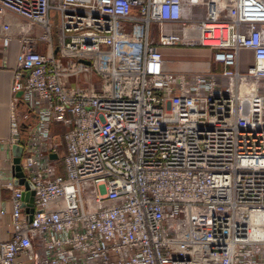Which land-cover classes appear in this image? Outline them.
Wrapping results in <instances>:
<instances>
[{
	"label": "built area",
	"instance_id": "obj_1",
	"mask_svg": "<svg viewBox=\"0 0 264 264\" xmlns=\"http://www.w3.org/2000/svg\"><path fill=\"white\" fill-rule=\"evenodd\" d=\"M13 16L33 194L4 182L0 264H264V0H0L3 47ZM173 45L222 68L171 70Z\"/></svg>",
	"mask_w": 264,
	"mask_h": 264
},
{
	"label": "crops",
	"instance_id": "obj_2",
	"mask_svg": "<svg viewBox=\"0 0 264 264\" xmlns=\"http://www.w3.org/2000/svg\"><path fill=\"white\" fill-rule=\"evenodd\" d=\"M9 19V14L7 15ZM22 23L23 20L13 16L11 17L12 31L11 39L6 47H3L0 42V240L7 239L9 237L8 223L10 220V189L4 185V182L9 179L12 173V148L8 144L7 138L10 136V108L12 95L10 90V84L12 79L13 69L16 64V58L18 53V26L16 23ZM36 28H33V32H36ZM166 46L163 47V50ZM38 51H45L44 44H39ZM172 52L175 54L166 64V67L171 70H184L197 68L201 63L209 64V67L213 71H218L222 68V64L211 60L210 50L203 46H187L186 49L172 48ZM162 52V51H161ZM241 52H250L247 49H241ZM181 54H191L194 59L190 60ZM168 59V58H167ZM204 63V64H203ZM199 65V66H195ZM73 83L74 75L68 76ZM18 107H21L20 104ZM15 185H20L16 180H13ZM25 199V198H24ZM27 200V199H25ZM28 201V200H27Z\"/></svg>",
	"mask_w": 264,
	"mask_h": 264
},
{
	"label": "water",
	"instance_id": "obj_3",
	"mask_svg": "<svg viewBox=\"0 0 264 264\" xmlns=\"http://www.w3.org/2000/svg\"><path fill=\"white\" fill-rule=\"evenodd\" d=\"M54 51H57V47L54 48ZM17 94H20V92H18ZM12 148V154H13V158H12V172L15 176V180L18 181L20 184H22L25 188V192H24V198L27 199V203L28 205H30L31 200H32V194H33V190H28V188L30 187L29 183L24 179L23 174L20 170V156H21V146L19 144H12L11 145ZM50 157H55L54 153H50L49 155ZM26 211H31V207H27ZM28 217L30 219L31 214H28Z\"/></svg>",
	"mask_w": 264,
	"mask_h": 264
},
{
	"label": "rangeland",
	"instance_id": "obj_4",
	"mask_svg": "<svg viewBox=\"0 0 264 264\" xmlns=\"http://www.w3.org/2000/svg\"><path fill=\"white\" fill-rule=\"evenodd\" d=\"M199 11H202L201 9H199ZM182 48V49H186L187 46H179V45H173V46H166V49L163 50V47H160V50L162 51L163 57L165 59V63L167 64V62L169 61L170 58H172L175 54L172 52V48ZM59 54L62 56L61 52H59ZM184 57H187V59H194V56L191 54H181ZM168 58V59H167ZM252 62V56H251V52H241L239 54V68L240 70H244L250 63ZM199 65H195V66H199L197 68L193 67L191 69H201L203 67H205L206 65L204 64L203 66H201V63H198ZM62 153V152H61Z\"/></svg>",
	"mask_w": 264,
	"mask_h": 264
}]
</instances>
